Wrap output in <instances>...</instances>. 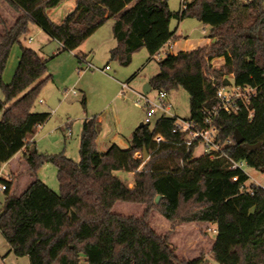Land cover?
I'll return each mask as SVG.
<instances>
[{"label":"trees","instance_id":"trees-1","mask_svg":"<svg viewBox=\"0 0 264 264\" xmlns=\"http://www.w3.org/2000/svg\"><path fill=\"white\" fill-rule=\"evenodd\" d=\"M0 1L18 13L10 25L0 14V167L24 149L32 177L19 194L11 191L12 181L0 178L6 183L0 232L10 252L28 256L29 264H204L202 257L178 259L171 233L160 234L149 222L150 212L157 209L174 225L217 223L210 251L217 264H264V188L248 184L249 176L232 169L226 156L195 157V147L188 149L183 134L174 131L175 118L144 123L133 133L129 148L112 144L105 151L97 146L101 122L97 116L86 119L79 161L64 153L44 155L30 141L35 128L50 116L32 110L50 76L47 61L21 42L31 26L60 41L63 50L74 51L114 18L116 45L110 57L126 66L145 47V35L153 26L149 8L155 0H76L75 9L60 23L50 18L49 10L61 0ZM189 17L210 26L208 36L214 42L167 53L150 84L167 93L184 88L190 95L189 119L199 123L204 110L217 106L218 87L255 88L247 105L240 103L236 113L221 111L214 123L223 142L234 140L236 129L244 136V143L224 146L226 155L264 172V0H191L181 12L182 19ZM16 44L21 45L19 64L13 80L5 83L3 72ZM219 57L225 63L217 68L212 60ZM259 142L255 150L245 147ZM144 150L149 154L145 163ZM47 162L57 169L59 192L37 175ZM116 171L132 173V182ZM120 201L146 205L143 216L113 212Z\"/></svg>","mask_w":264,"mask_h":264},{"label":"rangeland","instance_id":"rangeland-1","mask_svg":"<svg viewBox=\"0 0 264 264\" xmlns=\"http://www.w3.org/2000/svg\"><path fill=\"white\" fill-rule=\"evenodd\" d=\"M182 1L183 0H165L167 12L172 15L169 23V31L173 32L179 27V30L185 34V37L188 34V38H205L210 32V26L200 23L196 18L189 17L181 20L180 14L183 10ZM0 3L3 5L2 7L0 6L1 17L7 21V25H10L15 18V9L4 1H0ZM152 17L154 22L158 23L156 14H153ZM112 21L113 19L108 20L107 23L100 28V34L98 35H101L102 40H104L103 42H105L110 34L109 31ZM203 27L207 28L206 34L202 32ZM3 28L4 25L0 22V30ZM107 30L108 33L106 32ZM42 35V32H39V27L34 24L31 26L30 32L22 37L21 42L25 45L35 47L41 43ZM31 37L33 40L29 41ZM16 45L19 46V50H21V45ZM13 51L12 48L10 56L13 55ZM164 55L165 51L162 49L161 52L158 51L155 55L151 56L148 48L144 47L133 55V59L129 65L124 66L120 64L118 59H111L110 56H107L106 45H102V47L96 50L97 58L94 63L100 66V68H104L106 64H109L111 70L107 72L101 69H80L81 67L84 68L85 63L81 65H78L77 63L76 66L71 67L70 61L72 63V60L68 56H63L65 58L61 59L55 58V60L50 61L46 74L50 77L42 87L32 109L33 111L39 112L46 110L52 112V118L48 121V125H50L52 129L44 134L40 139V142L38 141V151L44 155L64 153L75 161H79L82 120L87 116H95L100 113L104 105L103 96L109 100L113 98L116 90L119 93L120 98H116L115 101L117 108H119L122 124L130 126L132 118L135 120L140 119L138 124L144 122L145 113L143 108L137 104V92H143L144 85L158 73L159 59L164 57ZM19 60L20 59L17 60L16 65L11 69L8 59L3 72V80L5 83H9L13 80ZM70 69H74V71L71 72ZM121 82H129L132 89H126L125 93H121ZM70 89H76L77 94H71L68 97H65V94ZM83 93L86 94L87 98L85 106L81 101ZM157 94L158 90L156 89H153L150 92V96L153 98L156 97ZM0 96H3L1 90ZM168 98L173 105L172 112L178 119H189L191 117L190 95L184 88L179 87L170 91L168 93ZM41 99L44 100V102H41ZM51 102H54L55 104L62 102V107L58 113L55 114L56 107L51 106ZM137 154V157H142L141 152H138ZM201 155L202 148H196L194 156L199 157ZM148 159L149 157L147 159L144 157V163ZM246 170L250 175L248 184L256 181L257 183L264 185V172L258 171L249 166H246ZM2 171L5 174L2 175L0 173V178H6V174L9 172L8 167ZM42 172L47 174L48 181L46 183L56 192H59L60 184L55 165L51 162H47L38 169L37 175ZM116 174L122 178H127L132 182V173L116 171ZM3 183L4 182L0 180V209L6 198L5 191L1 189ZM130 184L132 185V183ZM12 192L19 194L20 191L13 189ZM145 208L146 205L141 203L120 201L113 207V212L124 216L142 217ZM149 222L158 233H171L170 243L175 248V253L179 260L187 261L202 257V259H204V264H217L212 260L210 253L213 242L216 240V232H213L209 230V228L196 222H181L174 225L157 209H153L150 212ZM29 263L30 260L28 256H16L13 252H10V245L0 232V264Z\"/></svg>","mask_w":264,"mask_h":264},{"label":"crops","instance_id":"crops-1","mask_svg":"<svg viewBox=\"0 0 264 264\" xmlns=\"http://www.w3.org/2000/svg\"><path fill=\"white\" fill-rule=\"evenodd\" d=\"M0 5L1 7L3 6L1 3ZM75 7H76V0H61V2L59 3L57 7L49 10V16L53 21L60 23L68 13H70L72 10L75 9ZM149 10L151 13L153 26L151 30L148 31L145 35V48H148L151 56L155 55V53H157L158 51L161 52L162 49L163 51H165L164 57L167 55V53L177 54L179 51H191L201 46L210 45L215 40L214 38L209 37L208 36L209 34H207L205 38H199V39L188 38L189 36L188 34L185 37V34L181 30H179V27L175 29L173 32H170L169 23H170V18L172 15L167 12V6L165 3V0H155V3L149 8ZM14 14H15V18L12 21V23H14V21L16 20L18 16V13L16 12V10H14ZM153 14H156L158 23L154 22L153 17H152ZM180 18H181V14H180ZM112 19L113 21L111 22L110 31H109L110 34L108 38L105 40V42H103L104 40H102L101 35H98L100 34L99 33L101 30L100 28H102L100 27L77 50H74V51L63 50V44L56 39H52L49 36V34L45 32L38 25L37 26L39 27V32H42L43 34L41 38V43L35 47L31 45L30 46L25 45L23 43L22 44L26 47H30L33 50H35L42 60L47 61L48 67L50 65V61L55 60V58L56 59L65 58L63 56H68L71 58L72 60V63L70 61L71 67L76 66L77 63L78 65H81L84 62H81L78 59L77 57L78 54L83 56L86 61H89L93 63L94 65H96V63H94V61L97 58L96 50L102 47V45H106L107 56H110V50L116 45V40L112 32V27L115 22V19L114 18ZM181 20L183 19L181 18ZM206 30L207 28L203 27L202 32L206 34L207 33ZM106 32L108 33V30ZM32 40L33 38L31 37L29 41H32ZM84 44H87V45H84ZM13 50H14L13 55L10 56L9 58L11 69L14 67V65H16L17 60L20 59L19 57L21 55L20 54L21 50H19V46L15 45L13 47ZM164 57H161V58H164ZM224 63H225V59L223 57L215 58L212 60L213 66L217 68L221 67ZM107 65L109 64H106L105 67ZM104 68L101 67V69H104ZM80 69L86 70L85 66L84 68L81 67ZM109 70H111V67L107 71ZM70 71L72 72L74 71V69H70ZM230 77L232 78V76ZM148 83H150V81H148ZM152 90L153 88L151 86V90L149 91V93ZM71 94L76 95L77 90L76 89L68 90L67 93L65 94V97H68ZM83 97L86 98L85 93H83ZM116 98L117 99L120 98L117 90L113 98L109 100L106 99L105 96H103L104 105L102 107V110L100 113L95 115L98 117L99 121L102 124V130L97 138V146H98V149L101 151L107 150L112 144H117L121 148H125V149L129 148L131 144L133 143V133L140 125L138 124V121H140V119L135 120L134 118L131 119L130 126H126L122 124L121 119H120V114H119L120 113L119 108H117V104L115 101ZM41 102H44V100L41 99ZM86 103H87V98H86ZM50 105L56 107V112H55L56 114L58 113V111H60V108L62 107V102L57 103V104H55L54 102H51ZM36 112H39V111H36ZM40 112H49L50 116L45 123L35 128L33 134L30 137V141L36 144L37 149H38V146H37L38 141L40 142L41 141L40 139L44 136V134L47 131L52 129L51 126L48 125L49 124L48 121L52 118V112L49 110L40 111ZM91 117H93V115L87 116L86 118L82 120L81 131H82L84 121ZM80 137H81V134H80ZM24 152H25L24 149L19 151L8 162L4 163L0 167V173L2 175L5 174L2 170L8 167L9 172L6 174V178L4 179L9 178V181H12L11 191H13V189L17 191L19 190L20 191L19 193H21L25 189V187L28 186V184L31 182V179H32L30 175L29 165L24 157ZM38 177L42 179L45 183L48 181L47 174L44 172L39 174ZM196 223H199L202 226H205L207 228L217 229V223L215 222H196Z\"/></svg>","mask_w":264,"mask_h":264},{"label":"built area","instance_id":"built-area-1","mask_svg":"<svg viewBox=\"0 0 264 264\" xmlns=\"http://www.w3.org/2000/svg\"><path fill=\"white\" fill-rule=\"evenodd\" d=\"M190 1L191 0H183L182 8H187ZM248 1L249 0H240L242 3H247ZM81 62L85 63L86 70L101 69L100 67L89 61H86L85 59H82ZM109 68L110 66L107 65L101 70L107 71ZM121 85V93H125L126 89H132L128 82H121ZM254 93L255 88L253 87H218L216 92L218 104L212 109L204 110V118L202 123L196 122L192 119H178L177 116L172 112L173 105L168 98V93L165 90H159L157 96L154 98L150 96V93L137 92V104L140 105L144 110L145 124H152L157 118L163 116L175 118L176 121L174 131L183 134L184 142L186 143L188 149L193 147H195V149L201 147L202 154H207L211 159L226 156L232 169H238L250 177L246 170V166L248 165L245 161L235 160L224 153V146L233 144L235 140L227 139L225 142L220 140L218 136V128L216 127L214 121L221 111H226L228 113L238 112L241 107L240 103L247 105ZM156 141L157 143H160L162 141V137L158 136ZM136 156H138V154H136ZM7 180H9V178H7ZM233 180L238 181L239 175L233 176ZM254 183L264 188V185H261L256 181H254ZM1 189H6V183H3ZM248 190L251 191L250 188ZM209 230L217 232V229L209 228Z\"/></svg>","mask_w":264,"mask_h":264},{"label":"water","instance_id":"water-1","mask_svg":"<svg viewBox=\"0 0 264 264\" xmlns=\"http://www.w3.org/2000/svg\"><path fill=\"white\" fill-rule=\"evenodd\" d=\"M151 90V84L150 83H146V85L143 87V92L144 93H149V91ZM144 125V123H140V127H142ZM234 140L237 144H242L244 143V136L243 134L238 130L236 129L235 132H234ZM261 146V142L259 143H256V144H250V143H245V147L248 149V150H255L257 148H259ZM144 157L145 159H147L149 157V154L146 150H144ZM161 196H157L156 198V201L158 202L160 200Z\"/></svg>","mask_w":264,"mask_h":264}]
</instances>
